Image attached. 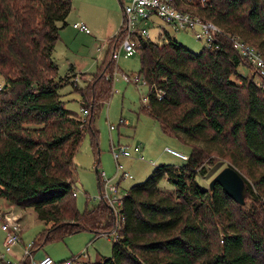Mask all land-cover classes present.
Segmentation results:
<instances>
[{
    "label": "trees",
    "instance_id": "16d2710c",
    "mask_svg": "<svg viewBox=\"0 0 264 264\" xmlns=\"http://www.w3.org/2000/svg\"><path fill=\"white\" fill-rule=\"evenodd\" d=\"M175 2L223 32L218 47L205 46L199 53L167 32V43L144 40L138 52L149 93L141 109L165 133L189 144L191 153L183 165L159 164L146 180L130 186L112 255L84 264H264V87L226 37L239 35L264 55V0ZM72 4L0 0V73L5 79L0 88V196L33 209L46 223L33 241L32 255L50 237L81 230L100 235L116 225L105 201L92 210L78 209L74 155L91 131L99 163L95 116L113 93V75L108 74L113 62L107 58L121 32L109 38L108 56L83 85L74 81L73 66L59 77L53 51ZM242 63L253 75L238 72ZM69 81L80 92L82 108L89 109L85 117L65 106L60 88ZM226 155L240 169L243 160L261 168L258 192L246 180L250 206L237 203L219 183L207 188L199 181L219 168L213 166L217 156ZM96 171L100 179L97 165ZM162 180L173 190L160 188ZM29 258L18 264H32Z\"/></svg>",
    "mask_w": 264,
    "mask_h": 264
},
{
    "label": "rangeland",
    "instance_id": "374dc122",
    "mask_svg": "<svg viewBox=\"0 0 264 264\" xmlns=\"http://www.w3.org/2000/svg\"><path fill=\"white\" fill-rule=\"evenodd\" d=\"M116 1L73 0L72 8L66 18L67 23L62 26L60 38L53 51V58L58 64L59 77L66 76L71 66L74 67L75 72L88 74L99 69L103 58L109 54V44L106 38L113 36L123 22L122 6L119 0ZM77 3L81 7V13L95 21V25L88 24L91 31L89 33L73 27L75 21L83 22L81 21L82 19L77 17L79 13ZM155 20L158 25L164 26L162 31L158 27L152 26L153 22L151 21L147 24L141 21L148 28L151 40L159 44L167 43L169 40L166 35L167 32L171 37H175L179 43L196 53H199L205 47L204 40L197 39L193 31H175L161 19ZM59 24L63 25V22H59ZM64 30L65 35H63ZM78 33H84L85 36L80 35L77 37ZM120 40L121 36L117 39V46H119ZM99 47L102 49L99 50ZM107 59L113 62L111 68L113 71L108 72V74L111 73L113 75L114 86L112 95L95 116L94 124L99 130V163L96 160L98 154L94 150L91 131L86 132L79 149L74 155V162L77 167L74 191L76 192V204L81 212L92 210L104 201L101 198V183H103L104 178H113V183L119 184L120 194L124 196L131 185L146 180L155 166L162 163L180 166L186 162L181 157L168 151L166 147L184 154L188 153V156L191 153L189 144L172 134L165 133L160 123L141 109V106L147 103L145 97L149 93V86L145 82L144 75L140 73V52H136L132 56H126L125 52L121 51L116 60L111 57ZM74 71L72 72L73 75ZM238 72L248 77L253 75V71L247 63L240 64ZM124 73L131 76L140 75V81L128 82L123 78ZM78 77L77 83L83 85L84 80L90 79L91 75L80 74ZM254 78L256 81L258 80L257 76H254ZM4 81L5 79L0 73V88L3 87ZM60 91L63 94L65 106L77 116L85 117L82 111L80 92L75 89L73 83L71 81L65 83L60 88ZM111 125L114 126L113 129H111ZM119 144H126L131 148L135 145L141 146V151L145 158H138L136 157L138 154L135 153L131 157H122L120 159L125 170L131 173L133 178H120V172L117 170L112 150L114 146L117 147ZM230 147L234 148L235 145L230 144ZM158 158H165L167 161H158L156 165H153ZM231 159L227 155L217 156L213 166L219 165V168L214 173L210 172L204 177H199L200 183L209 188L210 181L216 173L223 167L232 165L243 174L252 188L258 192V186L255 181L261 172L259 165L251 166L250 161L243 160L239 161L242 164L240 169ZM96 165L98 166L100 179L96 171ZM102 172H105V177L102 176ZM159 186L164 190H173L168 180H162ZM251 201V198L247 195V206H250ZM255 204L258 205V203ZM116 205L118 208L120 207L118 204ZM234 207H237V205L234 204ZM0 208L12 209L21 216L22 240L14 247V255H7V258L19 263L25 257L23 252L24 244L33 241L37 242L39 234L46 226V223L38 219L33 209H23L19 206L11 205L1 196ZM114 229L100 235L91 230H81L68 234L63 238L54 239V237H50L42 245L39 242V245L33 251L32 259L38 262L46 255H50L56 261H64L72 259L81 252H85L86 256L74 262V264H84L85 262H95L101 258L110 257L113 253L112 245L116 237ZM4 238L5 232L0 222V253L4 252Z\"/></svg>",
    "mask_w": 264,
    "mask_h": 264
},
{
    "label": "built area",
    "instance_id": "2783aa9c",
    "mask_svg": "<svg viewBox=\"0 0 264 264\" xmlns=\"http://www.w3.org/2000/svg\"><path fill=\"white\" fill-rule=\"evenodd\" d=\"M120 2L122 4L124 19L119 30L121 32L120 44L112 52V58L115 60L119 57L121 51H124L126 56H132L139 51L144 40L150 39L149 30L144 24H147L149 21L154 22V17L161 19L175 31H193L196 38L204 40L205 46L208 48L218 47L216 41L220 33L223 32V29L212 20L204 19L189 10L179 7L175 0H120ZM141 21L144 24L141 23ZM73 26L87 33L90 32L88 25L84 22H76ZM226 37L256 72L258 78L257 84L264 87V55L261 50L256 45L242 39L239 35L229 33ZM101 49L102 48L99 47V50ZM123 78L128 82L140 81V75L131 76L130 74L124 73ZM78 80L79 77L76 75L74 81ZM82 111L84 115L89 113L88 108H82ZM113 128L114 126L111 125V129ZM166 149L184 160L189 158L188 155L170 147H166ZM112 150L117 164V170L120 172V178H133V175L125 170L120 159L122 157H131L135 153H137L140 158H145L141 151V146L135 145L131 148L126 144H119L117 147L114 146ZM101 174L105 177V172ZM124 196L120 194L119 184L113 183V178L103 179L101 198L111 206L116 216L114 230L119 227L120 222L123 220L120 210ZM116 204L120 207L118 208ZM0 222L5 232L3 242L4 252L0 253V264H18L7 258V255H14V247L22 240L23 227L21 224V216L12 209L0 208ZM33 245L34 243L30 242L24 244L23 247L25 257H30L32 264H74V262L86 256L85 252H81L72 259L56 261L50 255H46L38 262H35V260L32 259Z\"/></svg>",
    "mask_w": 264,
    "mask_h": 264
},
{
    "label": "water",
    "instance_id": "95a60500",
    "mask_svg": "<svg viewBox=\"0 0 264 264\" xmlns=\"http://www.w3.org/2000/svg\"><path fill=\"white\" fill-rule=\"evenodd\" d=\"M219 183L225 192L237 203L244 205L248 194L246 178L232 165L219 170L210 181V188Z\"/></svg>",
    "mask_w": 264,
    "mask_h": 264
},
{
    "label": "crops",
    "instance_id": "0c3cea01",
    "mask_svg": "<svg viewBox=\"0 0 264 264\" xmlns=\"http://www.w3.org/2000/svg\"><path fill=\"white\" fill-rule=\"evenodd\" d=\"M108 1H110V2H113V1H115V2H117L116 0H108ZM120 1V0H119ZM121 3V2H120ZM121 6H122V4H121ZM77 9L79 10V13H78V15H77V17H79L80 19H82L81 21H83L84 23H86L87 25L88 24H93V25H95V21H92V19H89V17H87V16H84L82 13H81V7H80V5H79V3H77ZM122 11H123V9H122ZM123 19H124V14H123ZM155 19H158L157 17H154V22L152 23V26H154V27H158V29L159 30H161L162 31V27H164V26H161V25H158V23H157V21L155 20ZM77 21H75L74 23H76ZM73 23V24H74ZM149 23V22H148ZM160 26V27H159ZM74 27V26H73ZM75 28V27H74ZM119 30H120V28H119ZM119 30L113 35V36H108L107 38H106V41H107V43H108V40H109V38H112V37H114L116 34H118V32H119ZM61 31V30H60ZM85 32V31H84ZM91 32V31H90ZM63 35H65V30H64V32H63ZM80 35H83V37L85 36V34L84 33H78L77 34V37L78 36H80ZM59 38H60V36H59ZM58 41V40H57ZM153 41V40H152ZM57 43V42H56ZM56 46V45H55ZM134 55V54H133ZM104 59V58H103ZM102 62H103V60H102ZM101 62V63H102ZM74 73L78 76V75H80V74H84V75H91V73H85V72H75L74 71ZM93 73V72H92ZM186 154V153H185ZM144 155V154H143ZM186 155H188V153L186 154ZM136 157H138V158H140L139 157V155H136ZM145 157V156H144ZM163 159V160H162ZM158 161H167V160H165V158H158V160H156V162H154L153 163V165H156L157 163H158ZM11 205H14V204H11ZM16 255V254H15Z\"/></svg>",
    "mask_w": 264,
    "mask_h": 264
}]
</instances>
